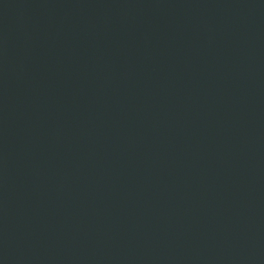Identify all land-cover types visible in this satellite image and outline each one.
I'll return each instance as SVG.
<instances>
[{"label":"water","instance_id":"1","mask_svg":"<svg viewBox=\"0 0 264 264\" xmlns=\"http://www.w3.org/2000/svg\"><path fill=\"white\" fill-rule=\"evenodd\" d=\"M0 264H264V0H0Z\"/></svg>","mask_w":264,"mask_h":264}]
</instances>
